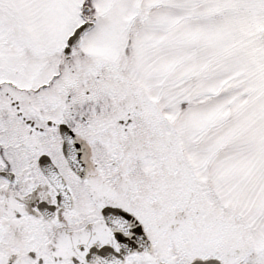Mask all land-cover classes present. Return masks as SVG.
I'll return each mask as SVG.
<instances>
[{
	"label": "snow or ice",
	"instance_id": "1",
	"mask_svg": "<svg viewBox=\"0 0 264 264\" xmlns=\"http://www.w3.org/2000/svg\"><path fill=\"white\" fill-rule=\"evenodd\" d=\"M0 264H264V0H0Z\"/></svg>",
	"mask_w": 264,
	"mask_h": 264
}]
</instances>
